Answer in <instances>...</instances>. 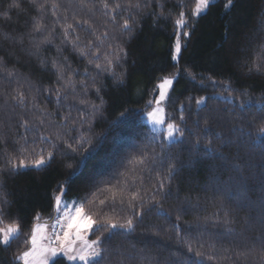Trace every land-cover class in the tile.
<instances>
[{
	"label": "trees",
	"instance_id": "16d2710c",
	"mask_svg": "<svg viewBox=\"0 0 264 264\" xmlns=\"http://www.w3.org/2000/svg\"><path fill=\"white\" fill-rule=\"evenodd\" d=\"M10 2L0 0V105L5 94L19 89L48 115L16 107L11 124L0 128V192L10 201L0 203V228L18 225L21 230L10 246H0V264H13L28 250L33 227L52 216L55 195L62 190L65 199L84 204L95 219L123 222L131 215L130 193L124 204L113 205L110 186L123 187L118 181L127 178L131 192L139 190L148 202L170 163L179 169L169 186L171 195L156 196L160 210L146 212L134 233L102 245L108 249L104 264H191L192 253L183 241L202 252L204 264H264L257 211L242 206L258 200L264 176V144L251 126L253 119L255 127L261 126L264 116V75L249 74L243 66L264 45V0H233L231 5L216 0L199 16L193 13L196 0H48L43 15L29 0H20L25 11L9 9ZM137 3L139 9L133 7ZM181 12L188 26L178 29L175 20ZM125 20L130 31L123 28ZM36 21L42 32L34 30ZM178 33L183 47L177 64L172 52ZM46 37L50 42L33 47ZM53 60L63 67L62 79ZM165 78H173L164 104L166 122L179 125L183 143H167L145 120L157 84ZM21 119L30 123L23 158L48 152L54 158L40 169L14 174L7 158L21 156ZM209 139L228 161L204 157ZM221 139L239 147H221ZM142 154L148 162L128 172L133 167L129 161ZM234 161L240 172L232 168ZM225 190L226 207L219 208ZM103 200L108 202L101 205ZM226 210L234 217L229 225L221 222ZM103 235L101 229L90 238ZM51 264L70 263L60 257Z\"/></svg>",
	"mask_w": 264,
	"mask_h": 264
},
{
	"label": "snow or ice",
	"instance_id": "6c2138e0",
	"mask_svg": "<svg viewBox=\"0 0 264 264\" xmlns=\"http://www.w3.org/2000/svg\"><path fill=\"white\" fill-rule=\"evenodd\" d=\"M233 0H228V4L231 5ZM210 4V0H198L197 12L201 13L208 8ZM29 6L36 9L41 15L46 11L48 5V0H29ZM51 8H57L56 3H51ZM105 7L108 5L105 4ZM119 7V5H117ZM133 7L139 9L141 5L139 3L133 5ZM9 9H18L20 11H25L23 7H21L20 0H11L8 5ZM5 17H7V11L3 13ZM184 13H180V18L175 20V25L178 29H183L187 27V22L185 21ZM72 25H68V28H71ZM123 28L125 30L130 31L129 21L125 20L123 24ZM35 31H43L42 25H40L39 21L35 22ZM65 35H67V28L65 29ZM183 36H189L187 31L182 33ZM4 39H9L8 34H3ZM22 42V38H21ZM50 42L46 37L44 40L39 42H33V47L37 50L40 47V44ZM182 43L180 39V34H177V39L174 45V51L172 54L173 61H176L177 64L181 57L182 52ZM119 52H123V49H120ZM119 52L116 55V59H120ZM34 54V53H33ZM81 54L84 52L81 50ZM126 55V53H125ZM258 61L264 62V45L260 46V50L253 54V59L250 63H245L243 66L247 68L248 73L252 74L253 72L257 75H264V63H260ZM44 63V61H41ZM109 65H111L112 61H108ZM3 58H0V67H3ZM52 67L56 69V71L60 74L58 79L63 78V67L58 65L55 60L52 61ZM99 67V65H97ZM182 71V69L177 68V74ZM11 75V73H9ZM213 84L216 81H212ZM173 84V80L170 78H165L164 81L158 85L160 89L159 97L155 100L156 107L153 108L152 111L147 113L148 118L154 125L163 126L166 122V119H170L166 116L165 110L162 107V104L165 100L168 99L167 89L170 88ZM230 87V85H228ZM15 94H5L4 95V103L0 105V110L4 111V115L0 116V128H3L6 124H11L13 119L12 111L14 108L19 107L24 111H32L39 110L41 117H46L48 113H46L43 109L39 108V105L35 103V99L33 98L29 101L28 97H26L25 93L19 89L14 90ZM49 91H52L49 89ZM58 92V89L56 90ZM59 98V97H58ZM201 101H197V103H201ZM9 103L12 105V109H8ZM151 103V102H150ZM29 104L31 107H29ZM241 108H245V105L242 103L240 105ZM260 110L264 111V105L260 106ZM181 120L184 119L183 115L180 117ZM261 126L255 127V120L251 122V126L254 128L257 136L261 137V143L264 144V116L261 117ZM41 124L44 123V119L41 118L39 120ZM19 127L24 129V133L20 134L19 139L24 141V145L18 149L21 153L20 157H9L8 164L11 167V171L14 174H19L22 170L28 168L40 169L51 162L54 158V153L48 152L47 156L43 154H39L35 159L25 160L23 158V154L27 152L26 145L28 144L27 132L30 129V123L27 120L21 119L19 123ZM235 127V125H234ZM167 138L171 143L172 140H177L178 142L183 143V140L180 139L183 137L184 133L179 125L175 123H167ZM174 133H179V136L174 135ZM242 135V133H241ZM41 139H45L43 136ZM19 142V140L17 141ZM34 143V141H33ZM200 144V140H196V145ZM233 145L239 147L238 142L236 141H225L221 139L220 146L221 147H232ZM71 148V145H68ZM204 157L208 159H221L224 161H228V157L219 150L218 147H214L212 140L209 139L207 143L204 145ZM76 151V149H72ZM239 157L237 156L236 159ZM148 156L146 154H142L139 157L130 160L129 163L133 165L132 168H128V172H135L137 167H142L148 162ZM18 161V162H17ZM232 168L236 171L240 172L241 168L238 163L235 161L232 163ZM214 170V169H213ZM3 171V169H0ZM179 169L175 166V163H170L166 176L162 177L157 186L155 187L152 196L149 198L148 202H145L140 195V191L137 190L135 192H131L128 187L129 181L128 179H124L123 181H118L121 183L123 187L117 188L115 185H111L110 187L115 189L114 194L111 197V201L113 205L117 202L120 204L125 203V194L130 193L128 195V207L131 210V215L126 217L123 222H114L112 220L99 221L93 217V215L89 214L85 211L84 204H79L75 206L73 210H68L67 205L63 204L62 207V196L58 195L55 197V206L57 212H63V223H61L60 219L55 221L53 225V233L51 235L47 234V225H39L36 224L32 229V234L26 241V243L30 244L28 250L23 251L14 257L13 264H17V262H22V264H49V261L52 258L56 257L59 253H62L68 261H80L82 264H104V260L107 258L104 253L108 251L106 248H102V245L106 243V241H111L114 236L121 235L127 236L130 233H134L137 230V227L143 223V219L146 212H151L154 210H160V202L156 200V196L159 195L162 198H167L171 195L170 184L172 179L175 177L176 173ZM120 175H124L121 173ZM132 184H135V179H132ZM260 195L258 196V200L256 202H249L247 207H252L257 211V215L255 217V223L259 226L262 236H264V176H262L260 180L259 187ZM229 195V191L225 190L224 192L219 194L218 199V207L224 208V198ZM117 196H119V200H117ZM108 201H101V205L106 204ZM0 203L3 205H8L10 201L7 199V194L4 192H0ZM146 203H150L151 207H146ZM3 207H0V214L3 213ZM165 216H170L169 213H164ZM216 216V213L213 214ZM35 220L39 219V215H37ZM177 220L180 219L179 215L176 217ZM221 222L224 225H229L234 223V217L231 216L229 211H225ZM59 226L62 229V234L55 232V228ZM101 229L106 232V235H103V238L97 237L94 240L86 239V233L95 234L97 231H101ZM230 230V229H229ZM21 234V230L18 225H9L7 228H0V246L8 247L11 244V241L15 238H18ZM153 235H159L158 232H154ZM188 246V252L192 253L190 257L191 264H204L202 259V252L195 251L193 252L191 243L189 241H183ZM203 245H201L202 247ZM211 247V246H210ZM118 251V250H117ZM261 254L264 257V240H262ZM209 260L213 259V256L208 257Z\"/></svg>",
	"mask_w": 264,
	"mask_h": 264
},
{
	"label": "rangeland",
	"instance_id": "374dc122",
	"mask_svg": "<svg viewBox=\"0 0 264 264\" xmlns=\"http://www.w3.org/2000/svg\"><path fill=\"white\" fill-rule=\"evenodd\" d=\"M214 1H216V0H210V4L213 3ZM197 6H198V0H196V5H195V8H194V12H193L195 16H199V15H201V14H203V13L206 12L207 9L204 10L203 12H201V13H198V12H197ZM174 45H175V44H174ZM173 51H174V47H173ZM172 54H173V52H172ZM170 79L173 80V78H170ZM163 81H164V79L160 80L159 83L157 84V87H158V85L161 84ZM170 88H171V87H170ZM170 88L167 89V92H168V93H169ZM159 92H160V89L158 88V95H157L156 99L159 97ZM164 104H165V101H164V103L162 104V107H163V108H164ZM155 107H156V104L154 103V105L151 107V109H150L148 112L152 111L153 108H155ZM148 112H147V113H148ZM147 113H146V115H145V120H146L147 124L149 125L150 129H151L155 134H157V135H161V136L163 137V139H164L167 143H169V139L167 138V131H166V128H167V122H165V124H164L163 126L154 125V124L151 122V120L148 118ZM174 135L179 136V133H174ZM173 141H175V140H172V142H173ZM63 194H64V190H62L59 194L55 195V197L58 196V195L62 196V207H63V204H66L68 210H73L75 206H78V205L80 204V203H79L78 201H76V200H67V199H65L64 196H63ZM57 219H60V220H61V223H63V212H62V211H61V212H57V211H56V206H55V207H54V212H53L52 216H50L48 219L41 220V221H40L39 223H37V224H39V225H45V224H46V225H47V229H46L47 234L51 235V234L53 233V225L55 224V221H56ZM35 225H36V224H35ZM55 232H57V233H61V234H62V229H61V227L57 226V227L55 228ZM90 234H91V233H86V239H88V240H92V239L90 238ZM29 247H30V246H29ZM60 257H61V258H64V259H65L68 263H70V264H82V262H80V261H68L67 258H66L62 253H59L56 257L52 258V260L49 261V264H51L56 258H60Z\"/></svg>",
	"mask_w": 264,
	"mask_h": 264
}]
</instances>
